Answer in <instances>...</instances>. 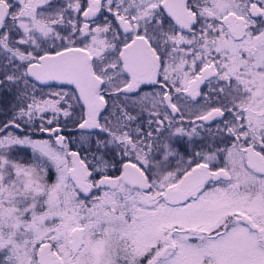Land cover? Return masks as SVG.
I'll return each mask as SVG.
<instances>
[{
    "label": "snow or ice",
    "instance_id": "6c2138e0",
    "mask_svg": "<svg viewBox=\"0 0 264 264\" xmlns=\"http://www.w3.org/2000/svg\"><path fill=\"white\" fill-rule=\"evenodd\" d=\"M0 264H264V0H0Z\"/></svg>",
    "mask_w": 264,
    "mask_h": 264
}]
</instances>
